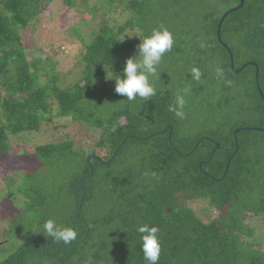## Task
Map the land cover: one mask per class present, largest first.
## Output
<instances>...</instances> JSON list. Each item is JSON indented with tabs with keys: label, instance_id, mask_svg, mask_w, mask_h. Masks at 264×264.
Listing matches in <instances>:
<instances>
[{
	"label": "trees",
	"instance_id": "1",
	"mask_svg": "<svg viewBox=\"0 0 264 264\" xmlns=\"http://www.w3.org/2000/svg\"><path fill=\"white\" fill-rule=\"evenodd\" d=\"M121 1L125 19L92 30L91 41L82 45L80 77L63 86L53 66L38 84L40 71L49 67L40 68L38 58L27 60L23 46L43 0H0V166L11 152L8 135L38 131L52 122L54 107L56 117L97 135L88 153L67 140L39 145L5 165L28 186L23 208L7 197L1 205L7 235L17 230L25 239L0 264H148L137 231L142 224L159 229L158 264H264V248L247 223H264V132L247 130L264 129V101L255 83L257 68L264 97V0H243L222 24L234 68L249 64L238 74L216 37L221 16L237 0ZM159 28L173 34L174 45L150 77L156 94L128 101L115 93L103 66L119 74L139 41ZM130 29L139 40L122 37ZM194 67L202 73L199 81L191 77ZM185 89V118L179 119L169 106ZM90 155L92 174L78 185L85 189L82 199L73 185L89 174ZM191 202H204L205 222ZM48 219L77 231L66 253L67 244L54 245L43 230Z\"/></svg>",
	"mask_w": 264,
	"mask_h": 264
},
{
	"label": "rangeland",
	"instance_id": "2",
	"mask_svg": "<svg viewBox=\"0 0 264 264\" xmlns=\"http://www.w3.org/2000/svg\"><path fill=\"white\" fill-rule=\"evenodd\" d=\"M231 5L232 3L229 6ZM124 6L125 3L121 0H75L73 6L65 4L63 0H54L53 2L43 0L41 15L24 32L23 46L26 49L27 60L31 61L37 58L42 60L39 67L42 68L46 65L49 69L44 68V71L40 72L52 73L50 67L53 66V73L58 75L57 78L59 77V82L62 81L63 86L73 85L83 69L81 52L84 44L91 41L89 40L90 33L93 29L96 30L101 22L111 26L120 25L127 16V13L122 12ZM139 36V32L130 29L125 31L122 37L139 40ZM45 73L41 75L38 84L41 85L46 80ZM110 81L111 84H115L113 80ZM55 113L54 107L51 114L54 116L52 122H43L38 131L8 135L11 152L0 166V176L2 177V179L0 178V208L6 197L12 200V206L17 208H23L25 204L23 202L27 201L23 196L24 189L28 186L27 182L23 178H19L16 175L18 173L14 170L7 171L5 168L13 157H18L24 152L32 153L39 145L67 140L72 141L76 148H82L87 153L93 149L97 135L92 137L93 133L81 127L79 123L74 124L68 118L56 117ZM4 170L7 171V174L4 173ZM188 206L201 220L206 221L202 215L205 207L204 202H191ZM247 223L254 228L256 242L263 249L264 223L260 218H251ZM25 231L28 232L27 229H24ZM21 237L17 230L13 232V235L11 233L7 235L6 227L3 229V224L0 222V262L5 261L15 247L25 239ZM3 239H5L4 242Z\"/></svg>",
	"mask_w": 264,
	"mask_h": 264
},
{
	"label": "clouds",
	"instance_id": "3",
	"mask_svg": "<svg viewBox=\"0 0 264 264\" xmlns=\"http://www.w3.org/2000/svg\"><path fill=\"white\" fill-rule=\"evenodd\" d=\"M174 45L173 34L166 28L153 29L150 35L144 36L137 46V54L126 59L119 74L111 70V65H104L105 79L114 80L115 93L134 101L137 98L148 100L156 94L157 89L150 81V77L157 74V67L161 63L162 57L169 52ZM201 47H205L201 44ZM215 73L218 78H224V69L217 66ZM201 71L198 68L191 69V77L195 81L201 79ZM231 84V81H225ZM177 94L175 103L169 106V111L177 118H185V95ZM43 230L57 241L70 244L77 238V231L72 227H59L55 220L48 219L42 225ZM141 234V247L145 260L148 264H158L161 254V243L159 229L156 226L142 224L137 227Z\"/></svg>",
	"mask_w": 264,
	"mask_h": 264
},
{
	"label": "water",
	"instance_id": "4",
	"mask_svg": "<svg viewBox=\"0 0 264 264\" xmlns=\"http://www.w3.org/2000/svg\"><path fill=\"white\" fill-rule=\"evenodd\" d=\"M223 1H231V0H223ZM237 1H238V5H237V6H235V7L231 8V9L227 10V11L221 16V18H220V20H219V22H218V24H217V29H216V37H217V41H218V43H219L220 45H222V47L227 51L228 56H229V60H230V68H231V71H232L234 74H238V73H240V72H241V71H242L247 65H249V64L244 65L243 67H241L240 69H237V70L234 68L232 54H231L230 50H229V49L223 44V42H222V40H221V27H222V24H223L224 20H225L230 14L239 11V10L243 7L244 1H243V0H237ZM251 65H253V64H251ZM255 83H256V88H257V90H258V92H259V94H260V96H261V99L264 101V97H263L262 92H261V90H260V87H259V85H258V69H257V68H256V71H255ZM247 130H252V131H263V132H264V129H249V128H248ZM166 131H168V140L170 141L171 133H172V129H171V127H170V126H167V127L165 128L164 132H166ZM239 131H240V130H236L235 133H234V135L236 136V134H237ZM218 147H219L218 144H215V147H214V149H213L212 152H211V155H210L209 160L212 158V155H213L214 152L218 149ZM116 152H117V150H116L115 153L113 154L111 160H112V159L114 158V156L116 155ZM234 154H235V153H234ZM93 159H95V156H92V155H90V156H88V157L86 158V162H87V165L89 166L90 172H89V174H87V176H86L85 178H83V179L77 181V182L73 185V191H75V192H81V193H82V199H83V197H84L85 189L78 188V185H79L83 180L87 179V178L90 176V174H92V167H91L90 161L93 160ZM111 160H110V161H111ZM229 163H230V160H228V162H227L226 170H225V173H224L223 177L226 175V172H227L228 167H229ZM199 168H201V165H200V164H199ZM80 207H81V203L78 205V207H77V209H76V211H75V213H74V216H75V217L77 216L78 211L80 210ZM53 244H54V245L56 244V240H53ZM70 248H71V244H67V245H66V251H65L64 253H66L67 251H69Z\"/></svg>",
	"mask_w": 264,
	"mask_h": 264
}]
</instances>
